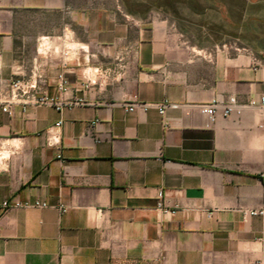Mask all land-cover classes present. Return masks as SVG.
Listing matches in <instances>:
<instances>
[{
  "label": "crops",
  "instance_id": "0c3cea01",
  "mask_svg": "<svg viewBox=\"0 0 264 264\" xmlns=\"http://www.w3.org/2000/svg\"><path fill=\"white\" fill-rule=\"evenodd\" d=\"M194 2L177 23L119 0H0V264H264V217L245 214L264 207V115L208 128L198 108L264 96V47L205 42ZM17 80L81 104L4 112Z\"/></svg>",
  "mask_w": 264,
  "mask_h": 264
},
{
  "label": "rangeland",
  "instance_id": "374dc122",
  "mask_svg": "<svg viewBox=\"0 0 264 264\" xmlns=\"http://www.w3.org/2000/svg\"><path fill=\"white\" fill-rule=\"evenodd\" d=\"M122 2L127 12L148 16L156 13L162 16L172 18L179 23L181 20H187V5L195 3L192 0H119ZM210 4L209 12L197 16H192L191 20L196 25L199 20L205 25L202 30L210 38L205 42L217 40L216 37L228 42V33L235 34L238 39H246L248 46L260 50L264 47V0H205ZM230 6L233 12L231 16L224 13L223 4ZM214 7V9H212ZM211 9V10H210ZM185 10V12H184ZM210 29L212 31H210ZM215 34H214V33ZM232 41V40H230Z\"/></svg>",
  "mask_w": 264,
  "mask_h": 264
},
{
  "label": "built area",
  "instance_id": "2783aa9c",
  "mask_svg": "<svg viewBox=\"0 0 264 264\" xmlns=\"http://www.w3.org/2000/svg\"><path fill=\"white\" fill-rule=\"evenodd\" d=\"M66 80L61 75L60 76V84L58 89L61 91L65 90L66 87ZM10 96L7 101H5L6 107L3 108L4 112H8L7 106L11 102H27L33 103L35 105H47L51 107H55L57 111H61L65 107H70L74 105H79L81 102H61L57 98H48L46 96L37 97L34 94V91L37 89V85L34 81H21L17 80L11 82L10 85ZM168 107H176V105H154V104H147V103H133L132 105L128 106L129 111H134L135 109H139L141 111L146 112L150 108L158 109L159 113L163 115L165 110ZM199 110L206 116L207 118V127H212L219 117L228 118L232 115H241L242 111L245 108H252L258 109L264 115V96L258 99H252L247 104L241 105L237 102L236 98L229 97L227 99H213L209 103H204L198 106ZM62 121H58L53 127H51L47 131V146L48 147H56L59 148L60 140H61V129ZM10 156V150L5 145L4 142L0 141V170L4 169L5 161ZM28 205L22 204L18 201L13 203L14 208H23ZM35 207L46 208L47 204L36 202L34 203ZM163 206L162 203H159V207ZM5 209L10 207L9 202H5L3 204ZM64 211V210H62ZM245 214L252 216V217H264V207L259 209H254L252 211H247Z\"/></svg>",
  "mask_w": 264,
  "mask_h": 264
}]
</instances>
